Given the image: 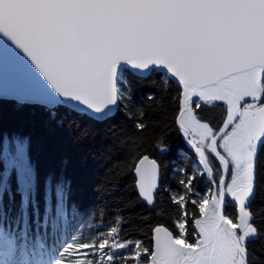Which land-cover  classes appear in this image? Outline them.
I'll return each instance as SVG.
<instances>
[{
  "label": "snow or ice",
  "instance_id": "snow-or-ice-1",
  "mask_svg": "<svg viewBox=\"0 0 264 264\" xmlns=\"http://www.w3.org/2000/svg\"><path fill=\"white\" fill-rule=\"evenodd\" d=\"M0 60L25 82L3 95L45 106L57 127L54 109L74 113L76 144L107 126L104 138L123 149L117 163L151 214L136 224L118 212L107 231L64 241L79 208L65 171L42 174L27 137H3L0 264H264V202L254 207L264 188V0H0ZM148 80L162 87L146 100L165 113L171 105L194 153L177 190L161 184L162 162L126 147L123 125L111 123L123 115L148 128L136 96V82ZM169 83L175 94L166 96ZM218 107L222 127L211 115ZM154 149L169 150L163 138ZM162 193L173 215L158 207ZM145 224L147 242L127 238Z\"/></svg>",
  "mask_w": 264,
  "mask_h": 264
},
{
  "label": "trees",
  "instance_id": "trees-1",
  "mask_svg": "<svg viewBox=\"0 0 264 264\" xmlns=\"http://www.w3.org/2000/svg\"><path fill=\"white\" fill-rule=\"evenodd\" d=\"M161 87L159 80L136 82L137 101L143 104L145 122L148 123V128L143 132L136 130L133 120H125L123 115H117L111 123L123 125L118 139L123 140L126 147L135 149L139 146L141 152L162 162L161 184L165 188L177 190L180 188L178 180L183 172L190 171L193 167V156L172 123L171 105L165 113L158 104L146 100L148 94L161 95ZM164 87L170 90L164 95L175 94L174 85L169 83ZM54 110L58 111V118L63 119L64 127L49 124L44 107L0 100V142L3 137H7L10 142L14 136L27 137L30 141L29 162L38 165L42 174L61 169L65 171L71 186V201L79 205V208L75 218L69 215L68 223L62 232L63 240L71 242L72 236L87 237L96 233V229L107 231L109 222L118 212L129 216L136 224H142L140 217L151 214L137 201L132 176L127 168L122 163H117L121 159L123 149L117 146L113 138H104L107 126H102L99 134L90 137L87 143L79 145L73 141V130L70 125L73 121L80 124V118L74 113L69 114L64 107ZM221 111L218 107L211 114L216 125L220 127L224 118ZM160 138L165 140L169 148L162 155L154 149ZM108 145L113 146L110 152L106 150ZM3 170L4 161L0 157V172ZM11 178L12 187L15 188L14 171ZM262 202L264 188L257 195L254 207L260 206ZM158 207L163 210L166 217L173 215L167 193H162L158 197ZM257 223H261L259 217ZM147 233L148 226L145 224L143 233L137 232L127 238L143 237L147 242ZM260 244L261 242L257 241L254 246L259 248Z\"/></svg>",
  "mask_w": 264,
  "mask_h": 264
},
{
  "label": "water",
  "instance_id": "water-1",
  "mask_svg": "<svg viewBox=\"0 0 264 264\" xmlns=\"http://www.w3.org/2000/svg\"><path fill=\"white\" fill-rule=\"evenodd\" d=\"M22 86H25V82L23 81L22 76L19 73V71L10 66L6 73L3 67V62L2 60H0V100L16 102L11 95L9 96L3 95V91L5 88L13 89V88H20ZM217 103H222V102H217ZM26 105L43 106L36 101L26 102ZM160 182H161V175H160Z\"/></svg>",
  "mask_w": 264,
  "mask_h": 264
},
{
  "label": "bare ground",
  "instance_id": "bare-ground-1",
  "mask_svg": "<svg viewBox=\"0 0 264 264\" xmlns=\"http://www.w3.org/2000/svg\"><path fill=\"white\" fill-rule=\"evenodd\" d=\"M12 102H14V101H12ZM15 103H17V102H15ZM18 104V103H17ZM221 104V103H220ZM26 105V104H25ZM31 106H40V105H31ZM41 107H43V106H41ZM45 108V107H44ZM188 147V146H187Z\"/></svg>",
  "mask_w": 264,
  "mask_h": 264
},
{
  "label": "flooded vegetation",
  "instance_id": "flooded-vegetation-1",
  "mask_svg": "<svg viewBox=\"0 0 264 264\" xmlns=\"http://www.w3.org/2000/svg\"><path fill=\"white\" fill-rule=\"evenodd\" d=\"M222 127V126H221ZM189 149V148H188ZM190 150V149H189ZM191 151V150H190ZM192 152V151H191ZM193 153V152H192ZM193 156H194V153H193ZM199 185V184H198ZM197 185V186H198ZM201 188H203L204 186L203 185H200Z\"/></svg>",
  "mask_w": 264,
  "mask_h": 264
},
{
  "label": "rangeland",
  "instance_id": "rangeland-1",
  "mask_svg": "<svg viewBox=\"0 0 264 264\" xmlns=\"http://www.w3.org/2000/svg\"><path fill=\"white\" fill-rule=\"evenodd\" d=\"M217 104H220V103H217ZM192 156H193V153H192ZM192 162H193V160H192Z\"/></svg>",
  "mask_w": 264,
  "mask_h": 264
}]
</instances>
